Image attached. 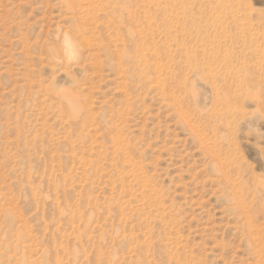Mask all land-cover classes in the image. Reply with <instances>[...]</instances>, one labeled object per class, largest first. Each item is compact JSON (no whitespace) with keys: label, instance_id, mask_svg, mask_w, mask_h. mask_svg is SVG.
I'll list each match as a JSON object with an SVG mask.
<instances>
[{"label":"rangeland","instance_id":"rangeland-1","mask_svg":"<svg viewBox=\"0 0 264 264\" xmlns=\"http://www.w3.org/2000/svg\"><path fill=\"white\" fill-rule=\"evenodd\" d=\"M0 264H264V0H0Z\"/></svg>","mask_w":264,"mask_h":264},{"label":"clouds","instance_id":"clouds-1","mask_svg":"<svg viewBox=\"0 0 264 264\" xmlns=\"http://www.w3.org/2000/svg\"><path fill=\"white\" fill-rule=\"evenodd\" d=\"M61 49L64 58L68 62L74 61L78 57V47L76 42L72 39L70 34L65 33L61 40ZM61 98L65 103L69 105L70 108L74 106V97L71 94H62Z\"/></svg>","mask_w":264,"mask_h":264}]
</instances>
